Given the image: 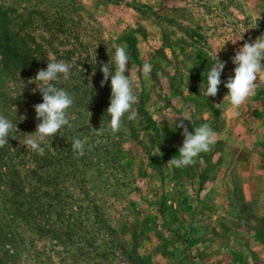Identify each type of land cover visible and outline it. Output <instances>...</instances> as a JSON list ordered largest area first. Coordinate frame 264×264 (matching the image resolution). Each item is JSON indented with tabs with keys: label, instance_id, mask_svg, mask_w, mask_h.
I'll use <instances>...</instances> for the list:
<instances>
[{
	"label": "rangeland",
	"instance_id": "374dc122",
	"mask_svg": "<svg viewBox=\"0 0 264 264\" xmlns=\"http://www.w3.org/2000/svg\"><path fill=\"white\" fill-rule=\"evenodd\" d=\"M1 2L31 10L34 49L48 55L40 66L66 61L86 95L80 110L68 109L78 126L46 140L44 209L26 225L14 216V199L5 209L0 197V264H264V77L239 108L224 87L235 52L264 35V0ZM113 44L128 47L125 75L138 97L136 119L126 114L116 133L110 104L101 106L111 99V78L103 91L100 69L110 62L114 72ZM212 51L226 67L217 96L207 98ZM34 78L11 82L9 93L38 92ZM180 121L190 132L207 123L217 137L194 165L177 169L167 163L183 144ZM77 137L87 138L83 156L71 147ZM56 201L65 209H49ZM45 225L62 238L41 234Z\"/></svg>",
	"mask_w": 264,
	"mask_h": 264
},
{
	"label": "clouds",
	"instance_id": "9594fccd",
	"mask_svg": "<svg viewBox=\"0 0 264 264\" xmlns=\"http://www.w3.org/2000/svg\"><path fill=\"white\" fill-rule=\"evenodd\" d=\"M242 36L239 37V40ZM115 54L111 58L114 64V72L109 64H103L101 72L103 80L101 87L111 78V99L107 113L110 115L108 127L113 133L122 129L123 118L127 115L129 121L136 119L137 111L133 105L138 102V97L134 94L132 80L125 75L126 65L130 60L128 47L121 44H113ZM208 55L214 63L206 72V85L204 95L215 97L218 94L221 85V74L226 67V62L218 57V52L212 51ZM234 67V77H229L224 83V87L228 90L225 96L230 104L239 108L246 101L256 95L260 86V80L264 77V35L256 38L254 42L245 41L243 46L239 48L231 58ZM70 65L63 60H52L48 62L46 70H38L34 80L41 82V86L37 87L42 96L43 102L34 105L36 119L39 123L36 130L32 134L24 135V145L44 155L45 148L41 146L48 137H54L62 127H71L69 123L68 109L73 105V97L64 89L57 88L52 82L59 79L63 74L64 79L69 78ZM142 72L148 76L152 72V65L145 62L142 65ZM16 128L12 121L0 114V147L8 144L9 133ZM176 127L182 128L183 144L179 148L178 156L172 157L167 166L177 169L192 166L196 163V158L201 154L211 150L216 142L217 132L214 131L207 123L199 127H195L193 132L188 130L183 121L176 124ZM17 130V129H16ZM102 129L96 131L97 135L102 134ZM15 139V137H12ZM87 138H74L71 147L72 150L79 155L85 154ZM159 151V147L157 149Z\"/></svg>",
	"mask_w": 264,
	"mask_h": 264
},
{
	"label": "trees",
	"instance_id": "16d2710c",
	"mask_svg": "<svg viewBox=\"0 0 264 264\" xmlns=\"http://www.w3.org/2000/svg\"><path fill=\"white\" fill-rule=\"evenodd\" d=\"M34 22L35 17L31 10L23 9L20 12L14 7H5L0 0V114L16 125V128L13 127L9 133L8 144L0 147L2 160L0 197L5 200V209H8L6 206L11 205V200L14 199V209H16L14 216L26 225L31 223V218L35 214L34 209L45 207L43 199L46 197L40 195L39 192L45 187L44 181L48 174L47 164L50 157L46 146L47 138L41 142V146L45 148L42 156L24 145V135L34 133L39 123L36 119L34 105L42 103L43 100L40 91L31 93V89L26 88L13 97L8 91V85L11 82L17 85L29 83L38 70H46V67L40 66V60H47L46 51L42 46L40 53H36L34 49L35 39L32 33ZM76 72L78 73V71H70L67 83H64L63 74H60V79L52 82L57 88L66 90L73 97L71 110H80L86 95L79 81L81 74L76 75ZM88 72H90L88 75L90 77L94 71L88 70ZM96 89L91 88L97 92ZM101 89L106 91L109 85L105 83ZM92 96L94 98L89 102V107L93 100H98L100 97L95 93ZM102 103L101 106H106L110 104V101L103 99ZM110 119L107 120L110 121ZM70 120L72 127L78 126V117H71ZM77 162L79 161L72 165L74 173L80 170ZM33 164L34 168L31 167ZM0 200L2 202V199ZM68 205L70 206L69 203ZM65 207V203L57 201L53 206L49 204V209H65ZM74 227L72 226L70 231L74 232ZM48 228L45 225L39 229V232L41 234L51 232L54 238H62L57 230Z\"/></svg>",
	"mask_w": 264,
	"mask_h": 264
}]
</instances>
